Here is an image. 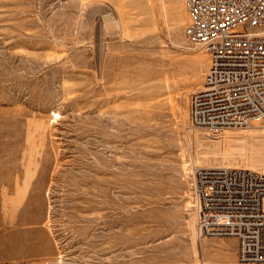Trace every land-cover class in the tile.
<instances>
[{"label":"rangeland","instance_id":"rangeland-1","mask_svg":"<svg viewBox=\"0 0 264 264\" xmlns=\"http://www.w3.org/2000/svg\"><path fill=\"white\" fill-rule=\"evenodd\" d=\"M188 20L186 0H0V264L236 263L235 236L199 234L193 170L264 172V120L191 124L210 55Z\"/></svg>","mask_w":264,"mask_h":264},{"label":"built area","instance_id":"built-area-1","mask_svg":"<svg viewBox=\"0 0 264 264\" xmlns=\"http://www.w3.org/2000/svg\"><path fill=\"white\" fill-rule=\"evenodd\" d=\"M187 39L210 63L191 95L190 118L213 136L264 120V0H186ZM242 25L244 31L232 29ZM197 228L238 239L237 264H264V172L242 167L193 170Z\"/></svg>","mask_w":264,"mask_h":264},{"label":"bare ground","instance_id":"bare-ground-1","mask_svg":"<svg viewBox=\"0 0 264 264\" xmlns=\"http://www.w3.org/2000/svg\"><path fill=\"white\" fill-rule=\"evenodd\" d=\"M209 67V66H208ZM207 70H208V68H207ZM246 127H250V126H246ZM197 167H199V166H197ZM209 167H230V166H209ZM193 217V216H192ZM200 234V233H199ZM201 235V234H200ZM197 264H199V263H197ZM201 264H205L204 262L203 263H201ZM233 264H237V261H236V263H233Z\"/></svg>","mask_w":264,"mask_h":264}]
</instances>
